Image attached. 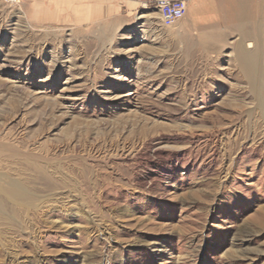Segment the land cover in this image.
I'll list each match as a JSON object with an SVG mask.
<instances>
[{
	"label": "rangeland",
	"instance_id": "374dc122",
	"mask_svg": "<svg viewBox=\"0 0 264 264\" xmlns=\"http://www.w3.org/2000/svg\"><path fill=\"white\" fill-rule=\"evenodd\" d=\"M148 1L76 24L0 0V184L29 193L0 195V264H264V13L213 53Z\"/></svg>",
	"mask_w": 264,
	"mask_h": 264
},
{
	"label": "crops",
	"instance_id": "0c3cea01",
	"mask_svg": "<svg viewBox=\"0 0 264 264\" xmlns=\"http://www.w3.org/2000/svg\"><path fill=\"white\" fill-rule=\"evenodd\" d=\"M141 1L146 0H19L18 4L26 11L28 20L35 23L71 21L83 24L98 20L101 14L109 17L123 11L125 15H131L138 10ZM183 1L186 10L181 20L186 29H178L177 41L171 44L191 41L193 45L208 47V52L221 53L230 27L240 31L244 39L260 36L259 21L264 13V0ZM158 21L160 23L159 15ZM238 53L245 55L243 46Z\"/></svg>",
	"mask_w": 264,
	"mask_h": 264
},
{
	"label": "bare ground",
	"instance_id": "6f19581e",
	"mask_svg": "<svg viewBox=\"0 0 264 264\" xmlns=\"http://www.w3.org/2000/svg\"><path fill=\"white\" fill-rule=\"evenodd\" d=\"M250 59L248 56H245V55H241V70L243 72H247L249 73V70L253 69L254 68V60H252V66H250L248 64V61H251V60H248ZM259 88V85L258 86H255V85H252V92H254V94L257 93V90ZM260 90V88H259ZM259 93H262L263 92V89L261 91H258ZM256 96V95H255ZM258 98H256V104H255V107L250 109V111L248 112V114H246L248 117L252 116L253 115V112L258 109V114H259V118L261 119L263 125H264V94H262V96H259L257 95ZM260 102V103H259ZM258 104V105H257ZM1 180V179H0ZM0 195H7L9 196L13 202H21V203H26L29 201V193H27L16 181L14 180H8L7 182H4V184H0ZM1 198V197H0ZM2 205L0 203V215H1V212H2Z\"/></svg>",
	"mask_w": 264,
	"mask_h": 264
},
{
	"label": "built area",
	"instance_id": "2783aa9c",
	"mask_svg": "<svg viewBox=\"0 0 264 264\" xmlns=\"http://www.w3.org/2000/svg\"><path fill=\"white\" fill-rule=\"evenodd\" d=\"M9 5L18 4L17 0H2ZM150 5L156 9L160 23L163 27H172L179 22L186 10V3L183 0H149L146 6Z\"/></svg>",
	"mask_w": 264,
	"mask_h": 264
}]
</instances>
